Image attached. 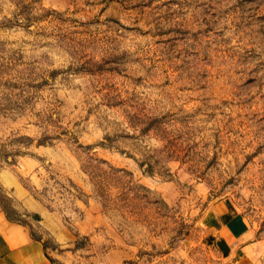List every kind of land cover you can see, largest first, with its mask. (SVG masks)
Segmentation results:
<instances>
[{
	"label": "rangeland",
	"instance_id": "obj_1",
	"mask_svg": "<svg viewBox=\"0 0 264 264\" xmlns=\"http://www.w3.org/2000/svg\"><path fill=\"white\" fill-rule=\"evenodd\" d=\"M0 203L54 264H264V0H0Z\"/></svg>",
	"mask_w": 264,
	"mask_h": 264
},
{
	"label": "crops",
	"instance_id": "obj_2",
	"mask_svg": "<svg viewBox=\"0 0 264 264\" xmlns=\"http://www.w3.org/2000/svg\"><path fill=\"white\" fill-rule=\"evenodd\" d=\"M229 211H227L228 213ZM245 233L244 221L231 214L223 219L216 234L224 251H231L232 245ZM227 240H233L228 246ZM0 264H54L42 241L33 238L28 229L9 218L0 203ZM119 264H126L119 261Z\"/></svg>",
	"mask_w": 264,
	"mask_h": 264
}]
</instances>
